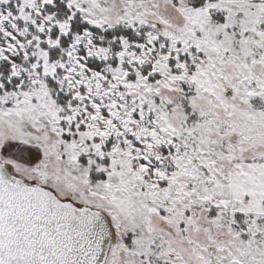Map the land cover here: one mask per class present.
<instances>
[{
  "label": "snow or ice",
  "instance_id": "snow-or-ice-1",
  "mask_svg": "<svg viewBox=\"0 0 264 264\" xmlns=\"http://www.w3.org/2000/svg\"><path fill=\"white\" fill-rule=\"evenodd\" d=\"M0 264H264V0H0Z\"/></svg>",
  "mask_w": 264,
  "mask_h": 264
}]
</instances>
